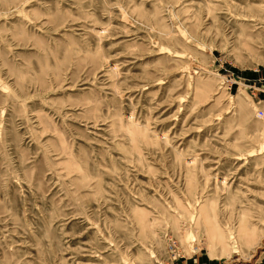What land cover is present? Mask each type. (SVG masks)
<instances>
[{
    "label": "rangeland",
    "instance_id": "374dc122",
    "mask_svg": "<svg viewBox=\"0 0 264 264\" xmlns=\"http://www.w3.org/2000/svg\"><path fill=\"white\" fill-rule=\"evenodd\" d=\"M0 264H264V0H0Z\"/></svg>",
    "mask_w": 264,
    "mask_h": 264
}]
</instances>
